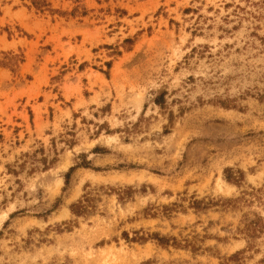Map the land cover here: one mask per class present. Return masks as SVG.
<instances>
[{"label":"rangeland","instance_id":"rangeland-1","mask_svg":"<svg viewBox=\"0 0 264 264\" xmlns=\"http://www.w3.org/2000/svg\"><path fill=\"white\" fill-rule=\"evenodd\" d=\"M0 264H264V0H0Z\"/></svg>","mask_w":264,"mask_h":264},{"label":"trees","instance_id":"trees-1","mask_svg":"<svg viewBox=\"0 0 264 264\" xmlns=\"http://www.w3.org/2000/svg\"><path fill=\"white\" fill-rule=\"evenodd\" d=\"M74 207H79V209H80V210H82V209H84V208H85V206H82V205H74V206H73V210H75V208H74ZM80 210H75V211H77V212H78V211H80Z\"/></svg>","mask_w":264,"mask_h":264}]
</instances>
